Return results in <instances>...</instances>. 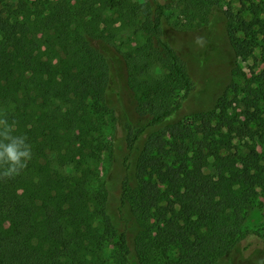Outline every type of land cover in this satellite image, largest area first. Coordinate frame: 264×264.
Wrapping results in <instances>:
<instances>
[{
    "label": "trees",
    "instance_id": "trees-1",
    "mask_svg": "<svg viewBox=\"0 0 264 264\" xmlns=\"http://www.w3.org/2000/svg\"><path fill=\"white\" fill-rule=\"evenodd\" d=\"M225 1L0 0V112L32 147L22 173L0 180V264H109L107 236L115 238L112 264H218L246 239L243 212L264 190V69L234 99L232 115L222 97L156 130L194 88L164 39L168 13L192 29L221 11L232 47L242 56L260 49L264 64V0ZM96 42L126 48L128 87L145 121L124 127L132 170L103 232L84 167L104 151L103 116L114 115L104 84L111 56ZM253 123L262 152L250 163L232 152L230 133L239 124L245 137ZM109 196L104 185L101 199Z\"/></svg>",
    "mask_w": 264,
    "mask_h": 264
},
{
    "label": "rangeland",
    "instance_id": "rangeland-1",
    "mask_svg": "<svg viewBox=\"0 0 264 264\" xmlns=\"http://www.w3.org/2000/svg\"><path fill=\"white\" fill-rule=\"evenodd\" d=\"M116 1L138 4L151 2V0ZM159 1L165 3L164 0ZM229 1L226 0V4ZM14 2L17 3L20 0H14ZM238 7V5L232 4L234 12ZM175 15L172 12L168 13V16L171 17L164 23V39L184 62L193 80L194 88L181 100V107L178 111L156 127V130H164L168 125L191 119L194 114L210 111L222 97H225L228 103L232 102L227 111L228 116L232 115V108L236 106L233 103L234 99L245 96V93L242 95V92L249 85V80L264 69L260 49H256L250 54L245 52L246 56H242L241 50L237 46L232 47L226 34L221 11L214 13L209 25L192 29L175 25ZM247 18L250 19V17ZM196 37H203L202 45L195 43ZM134 38L137 37L126 33L122 35V39L133 40ZM137 40L140 42L143 40L141 35ZM96 45L105 46L97 42ZM105 49L109 51L111 59L110 72L104 84L109 106L114 111V115L103 116L104 151L96 161L87 162L84 165L91 172L87 191L96 210L95 224L99 226L100 232H103L105 228L104 213L114 215L117 210L120 181L127 174L129 168L132 170V166L129 164L130 154L124 145V127L128 123L145 124V121L136 114V100L128 87L121 56L126 48L121 44L117 49L107 46ZM155 73L159 74L160 70L155 69ZM251 86L258 87L257 85ZM260 106L264 110L263 103ZM240 111L241 109L238 108L237 112ZM240 120L244 121V118H240ZM234 128L236 131L230 133L232 152H236L241 159L253 163L256 159L255 154L262 152L256 123H253L252 133L246 134L245 137H240L239 124H236ZM66 173L77 176L80 174L78 171L73 172L71 168H67ZM104 185L110 189V196L106 202L101 199V195L103 198ZM98 196L100 199L96 200ZM78 200L81 201L80 198ZM243 218V230L248 232V236L235 250L223 256L218 264H264V190L259 191L258 198L243 212ZM4 226L7 227L8 223H5ZM114 242L113 236H107L105 248L101 254L109 264H112L114 259Z\"/></svg>",
    "mask_w": 264,
    "mask_h": 264
},
{
    "label": "clouds",
    "instance_id": "clouds-1",
    "mask_svg": "<svg viewBox=\"0 0 264 264\" xmlns=\"http://www.w3.org/2000/svg\"><path fill=\"white\" fill-rule=\"evenodd\" d=\"M195 43L203 44V37ZM16 121H9L7 113L0 112V180L20 175L32 158V147L24 135H16Z\"/></svg>",
    "mask_w": 264,
    "mask_h": 264
}]
</instances>
